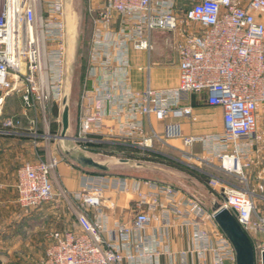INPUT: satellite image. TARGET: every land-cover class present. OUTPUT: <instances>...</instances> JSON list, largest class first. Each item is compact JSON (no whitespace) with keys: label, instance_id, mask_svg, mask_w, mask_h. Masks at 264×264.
<instances>
[{"label":"built area","instance_id":"2783aa9c","mask_svg":"<svg viewBox=\"0 0 264 264\" xmlns=\"http://www.w3.org/2000/svg\"><path fill=\"white\" fill-rule=\"evenodd\" d=\"M187 1L192 6L179 10V0H89L94 33L85 87L95 93L83 98L75 140L84 150L97 152L104 143L100 138L122 137L133 140L131 147L148 153L154 143L182 138V131L175 123L166 126L163 137L155 132L148 136L146 119L195 121L194 109L185 103L190 96L207 94L208 106L223 110L224 133L187 137L184 144L209 139L220 148L232 147L234 154L216 156L223 160L228 175H241L240 159L263 141L258 112L264 105V23L254 12L264 11V0ZM155 31L180 36L175 44L179 85L153 90L148 80L145 90L136 92L129 79L130 51L151 52ZM65 64L64 0H0L1 137L37 140L39 113L45 118L47 104L61 100ZM13 96L20 97L22 112L6 116L7 99ZM226 159L234 166L226 167ZM58 165L36 161L20 168L17 191L23 208L37 209L54 200L51 174ZM108 182L102 175L85 177L84 191L73 196L78 203L76 227L50 235L41 264H159L160 243L143 240L142 234L157 220L162 198L172 206L164 219L174 216L187 221L195 230L200 254L212 253L215 264H236L225 235L219 231L212 236L201 228L199 219L207 215L206 210L196 200L175 205L178 191L172 186L149 184L150 191L141 194L139 203L147 204L148 210L131 224H117L110 230L104 221L93 220L90 210L100 207ZM209 187L214 192L220 189L222 206L236 213L255 246L257 264H263L264 215L257 212L250 191L219 178L210 180ZM208 217L214 219L211 214Z\"/></svg>","mask_w":264,"mask_h":264},{"label":"crops","instance_id":"0c3cea01","mask_svg":"<svg viewBox=\"0 0 264 264\" xmlns=\"http://www.w3.org/2000/svg\"><path fill=\"white\" fill-rule=\"evenodd\" d=\"M254 15L259 22L264 23V11L254 12ZM174 49L173 62L169 61L168 63L174 68V79L165 87L157 88L152 86L150 75L152 51L143 52L148 60V75L145 78L143 73L146 69L144 66L133 65L131 59L133 50H131L129 79L132 89L142 92L147 87L148 80H150V87L153 90L177 88L180 71L178 54L176 48ZM154 65L158 66L159 63H154ZM141 67L144 68L143 72L139 71ZM207 99V94L194 95L190 96L185 103L186 106H191L194 109L195 121L187 118L176 120L170 117L161 122L154 116L145 121L148 136L155 132L163 137L166 126L169 124L176 123L181 126L182 138L164 140L155 145L149 154L159 160L170 161L178 167L187 168L195 176L187 175L192 182L184 179L163 182L141 177L108 176L109 187L103 194L100 207L90 210L93 220L104 221L110 230L114 229L117 224H131L140 212H147V204L139 206L142 201L141 194L148 193L150 191L149 184L155 183L172 186L178 191L175 205H180L185 200H196L207 212L205 217L199 219L201 228L212 236L221 231L214 219L208 217V214L212 215V210H208L195 198L199 191L198 185L201 184L197 177L204 178L209 182L218 177L219 171L215 169L217 164L208 161L218 158L217 154L232 155L234 150L232 147L220 148L219 144H213L209 139L206 143L199 142L193 146H186L183 140L187 137L211 138L224 133L223 110L208 106ZM17 112L16 114H21L22 102ZM1 122L2 119H0V125ZM258 125L263 141L256 143L249 150L247 156L240 159L242 174L233 177L245 181L247 189L254 198L257 212L264 215V105L258 112ZM37 158L38 146L32 139L0 136V264H41L50 245V235L55 231L76 227V222L69 226L71 215H74L76 221L75 208L78 207V203L73 201V196L84 191L85 177L100 176L96 172L81 169L71 161L62 163L51 175L55 194L52 203L44 204L37 209H25L19 204L17 191L19 170L27 163L36 162ZM227 181L232 183L229 179ZM209 182L206 184L210 189L209 193L214 194V191L209 187ZM64 193L70 195L71 199H66ZM147 203H150V200H147ZM171 208L168 200L162 198L156 212L157 220L151 222V225L142 234L143 240L154 239L160 243L163 255L159 264H215L212 253H199L195 244V230L187 221L177 220L171 215V220L164 219ZM194 220L195 216L191 215L190 221Z\"/></svg>","mask_w":264,"mask_h":264},{"label":"rangeland","instance_id":"374dc122","mask_svg":"<svg viewBox=\"0 0 264 264\" xmlns=\"http://www.w3.org/2000/svg\"><path fill=\"white\" fill-rule=\"evenodd\" d=\"M192 4L189 3L187 0H179L178 8L179 10L186 7H191ZM74 8L76 12L79 15L80 21H81V42H80V53L78 56V64L75 69L74 79H73V90H72V96H71V117H72V129H71V138L70 141L73 145L77 146L80 150L90 153L92 155L96 156H102V157H108V158H117V159H127L132 161H141V162H147L152 163L156 165H162L168 169H174L177 171H180L181 173H184L186 175H192L190 171L187 170V168L177 167V165L169 164L170 162H164L163 160H159L155 158L152 154L144 153L143 150L131 147L130 145L133 142V140H127L122 137L118 138H110V137H102L100 138V141H103L104 143L101 145L100 150L97 152L93 151H86L82 147H80V144H78L75 140L77 133H78V126H79V118L83 111V98L86 96V94H93V88L92 87H85V77L86 72L88 69V63H89V54H90V47H91V40L94 33V25L93 22L90 19L89 16V0H74ZM171 34L166 31H155L153 33V48H152V69L150 72L151 79H152V86L154 88L157 87H165L166 85L170 84L175 75L174 68L172 66H169L168 63L173 62V57L175 56V42L179 39V34L177 33ZM131 59L134 66H144L145 72L143 73L144 77L147 78L148 72H147V56L143 52L138 51H132ZM154 63H159V65H154ZM90 86V85H89ZM64 87H65V70L62 80V94H61V100L60 101H50L47 104V110L45 118L44 116L39 113V122L36 126L37 134L39 135L37 140L35 141L38 146V158L37 162L44 161V162H54L56 161L59 165L62 163H66L68 161H71L66 157L64 154V148L61 145V139L60 134L62 130V123H61V111H62V100L64 96ZM92 95V96H93ZM7 105L5 109V115L11 116L16 113L20 108L21 100L18 96L9 97L7 99ZM57 125V130L53 131V126ZM27 128V126H26ZM106 134V133H105ZM31 139V138H30ZM34 141V139H32ZM67 144V143H66ZM159 143H154L153 147ZM67 147V146H66ZM221 156H223L221 154ZM217 157V156H216ZM209 160V159H207ZM208 162H215L217 164V168L215 169L219 171L217 173L218 177L221 180H231L232 183L236 184L237 186H240L242 188H246V183L243 181V179H239L237 177H233L231 175H228L224 169H223V160L218 158L210 159ZM73 163V162H72ZM214 163V164H215ZM74 164V163H73ZM58 165V166H59ZM57 166V168H58ZM77 166V165H76ZM226 166V165H225ZM222 172H220L221 170ZM204 168H206L204 166ZM57 169L53 170L52 174L55 173ZM88 170V169H86ZM212 170V169H209ZM188 171V172H187ZM88 172H96L92 170H88ZM214 172V171H213ZM97 174H100L104 177L108 176H124V177H141L146 179H152L157 181H170L174 182L176 177L172 176L168 177L166 174L163 173H153V172H138V171H129V170H119L114 171L111 173H102L97 171ZM51 174V175H52ZM192 177H195L192 175ZM199 184V193L204 192L208 197V200L206 202V206L209 210L212 209V202L213 200L221 203L222 197L219 195L218 192H214V196L209 193L210 189L206 185L209 181L205 180L204 178L197 177ZM238 179V180H237ZM220 190V189H219ZM64 197L66 199H71V196L67 193H64ZM52 203V202H50ZM74 210V208H73ZM71 214V212L69 211ZM70 219V225L72 226L76 221L74 215H71ZM256 246H260L259 240L256 241Z\"/></svg>","mask_w":264,"mask_h":264},{"label":"water","instance_id":"95a60500","mask_svg":"<svg viewBox=\"0 0 264 264\" xmlns=\"http://www.w3.org/2000/svg\"><path fill=\"white\" fill-rule=\"evenodd\" d=\"M64 7L66 29V64L65 87L61 111L62 130L60 139L66 157L84 170L88 169L102 173H111L119 170L163 173L168 177H171V175L176 177V179H173L175 181L178 179H184L192 182L186 174L171 168L167 170V168L162 165L127 159L99 157L84 152L71 143V96L75 69L78 64V56L80 53L81 21L74 8V0H64ZM211 195L214 196L213 193H211ZM222 198L224 197L222 196ZM211 210L215 223L229 240L234 249L236 264H257L255 246L250 237L237 222L235 217L236 213H232L225 209L221 203L215 200L212 202Z\"/></svg>","mask_w":264,"mask_h":264},{"label":"trees","instance_id":"16d2710c","mask_svg":"<svg viewBox=\"0 0 264 264\" xmlns=\"http://www.w3.org/2000/svg\"><path fill=\"white\" fill-rule=\"evenodd\" d=\"M57 130V125H54L53 126V131L55 132ZM165 162V161H164ZM168 162H170V161H168ZM167 162V163H168ZM169 164H172V165H174L175 163H173V162H170ZM178 167V166H177ZM208 195V194H207ZM204 192H202V193H199V192H197V196H195V198L203 205V206H205L207 209H208V207L206 206V202H207V200H208V196H207ZM209 210V209H208Z\"/></svg>","mask_w":264,"mask_h":264},{"label":"bare ground","instance_id":"6f19581e","mask_svg":"<svg viewBox=\"0 0 264 264\" xmlns=\"http://www.w3.org/2000/svg\"><path fill=\"white\" fill-rule=\"evenodd\" d=\"M224 164L226 165V167H232L234 166V162L229 160V159H226Z\"/></svg>","mask_w":264,"mask_h":264}]
</instances>
